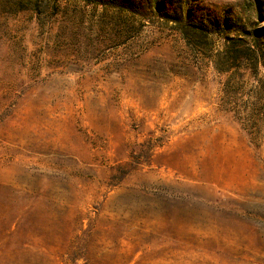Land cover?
<instances>
[{"label":"rangeland","instance_id":"374dc122","mask_svg":"<svg viewBox=\"0 0 264 264\" xmlns=\"http://www.w3.org/2000/svg\"><path fill=\"white\" fill-rule=\"evenodd\" d=\"M135 1L0 0V264H264V16Z\"/></svg>","mask_w":264,"mask_h":264},{"label":"trees","instance_id":"16d2710c","mask_svg":"<svg viewBox=\"0 0 264 264\" xmlns=\"http://www.w3.org/2000/svg\"><path fill=\"white\" fill-rule=\"evenodd\" d=\"M155 0H150L147 8L150 4L153 5ZM120 2L122 4H120ZM96 5H105V3H113L119 5V7L125 8L130 13H139L135 0H93ZM182 9V7H178ZM248 11H252L254 15L261 20L264 16V0H252L249 1ZM183 11V10H182ZM182 13V12H181ZM183 14V13H182ZM184 16H173L174 21L178 24V30L184 38L203 36L207 38L211 33H223L224 42L223 48L227 54H231L234 59L255 61L256 64H261L264 67V33L260 30H246L238 26L237 18L232 24L227 23L225 20H214L212 18L193 17V14L184 11ZM234 27L238 34L231 36L226 34L229 28ZM213 29V31H212Z\"/></svg>","mask_w":264,"mask_h":264}]
</instances>
